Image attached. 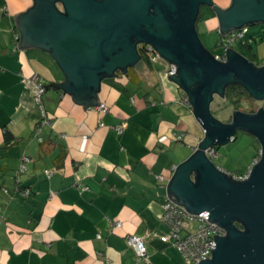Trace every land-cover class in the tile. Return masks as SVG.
Here are the masks:
<instances>
[{
    "label": "crops",
    "instance_id": "1",
    "mask_svg": "<svg viewBox=\"0 0 264 264\" xmlns=\"http://www.w3.org/2000/svg\"><path fill=\"white\" fill-rule=\"evenodd\" d=\"M212 1L220 8L231 2ZM33 5L0 0V264H188L160 240L167 232L161 214L175 169L204 132L182 101L185 93L168 81L169 62L161 58L146 64V73L132 67V75L105 77L96 96L109 110L98 112V103L84 107L72 93L47 85L65 79L49 52L19 47L16 16ZM201 10L198 35L219 32L216 14ZM32 74L47 85L40 106L33 101ZM120 124L117 134L113 127ZM4 130L16 137L8 147ZM174 133L182 139L174 140ZM23 156L30 160L18 173ZM129 235L144 239L140 261Z\"/></svg>",
    "mask_w": 264,
    "mask_h": 264
},
{
    "label": "water",
    "instance_id": "2",
    "mask_svg": "<svg viewBox=\"0 0 264 264\" xmlns=\"http://www.w3.org/2000/svg\"><path fill=\"white\" fill-rule=\"evenodd\" d=\"M33 1L27 13L16 16L19 47L49 52L65 79L47 85L72 93L84 107L99 103L100 82L117 76L115 70L131 66L138 73L148 71L137 44L176 65L177 72L168 81L186 94L204 137L175 169L168 195L191 213L209 212L208 219L226 230L225 236L214 235L212 257L198 264H264V109L233 111L228 122L210 111L214 95L221 96L234 81L252 98L264 99V65H255L232 48L226 49L225 61L216 60L196 30L204 7L216 14L220 34L264 23V0H231L225 8L212 0ZM240 129L256 137L260 151L247 177L235 181L206 150L234 140Z\"/></svg>",
    "mask_w": 264,
    "mask_h": 264
},
{
    "label": "built area",
    "instance_id": "3",
    "mask_svg": "<svg viewBox=\"0 0 264 264\" xmlns=\"http://www.w3.org/2000/svg\"><path fill=\"white\" fill-rule=\"evenodd\" d=\"M246 33L247 26H242L237 29L229 30L227 33L223 34L217 42V47L221 49V52L214 53L213 57L218 61H225L227 56L226 49L232 48V43L234 41L241 40ZM146 48L150 55V61H156L157 59L162 58L158 52L149 46ZM262 65H264V63L258 64V66ZM176 72V65L169 62V67L166 71L167 75L173 76ZM28 81L34 86L33 101L35 104L40 106L46 89L43 79L38 74H32ZM182 101L190 107L186 94H183ZM96 109L98 112L104 113L109 110V107L105 102L100 101L96 105ZM113 129L117 134H120L124 129V124L116 125ZM172 137L174 140L180 141L182 139V133H174ZM206 153L209 156H213L215 151L212 147L207 149ZM29 160L30 159L27 156L22 157L18 173H24L27 170V163ZM255 162L256 160L252 163V165ZM251 166H249L248 170ZM218 168L224 171L235 181L244 180L248 173V170L242 174H236L228 172L223 168ZM156 178L160 182L164 179V177L160 174L156 175ZM22 194L27 196L29 194V190H23ZM171 198L168 196L163 205L161 221L166 225L167 232L160 235V240L172 243L183 255L188 264H198L200 261L210 259L213 253L212 249H214L216 245L214 235L225 236V228L218 225L217 222H211L208 219L209 212L202 211L200 213H191L183 205L178 204L173 200V198ZM117 225H119V223H117ZM127 243L133 249L137 261L146 257L147 250L143 238L135 235H129L127 236Z\"/></svg>",
    "mask_w": 264,
    "mask_h": 264
},
{
    "label": "rangeland",
    "instance_id": "4",
    "mask_svg": "<svg viewBox=\"0 0 264 264\" xmlns=\"http://www.w3.org/2000/svg\"><path fill=\"white\" fill-rule=\"evenodd\" d=\"M202 9H208L204 7ZM210 14V13H209ZM208 12L206 15H209ZM220 35L218 31L201 30L199 38L210 52H221L217 47ZM232 49L243 55L254 64L264 63V24L256 23L247 26V33L238 41L232 43ZM264 109V99L246 98L237 104L231 103L227 98L214 95L210 103V111L221 122H228L233 111L251 112L259 108ZM254 111V112H255ZM260 143L255 136L237 130L235 139L216 147V153L211 156L213 163L223 167L229 172L242 174L258 159Z\"/></svg>",
    "mask_w": 264,
    "mask_h": 264
},
{
    "label": "trees",
    "instance_id": "5",
    "mask_svg": "<svg viewBox=\"0 0 264 264\" xmlns=\"http://www.w3.org/2000/svg\"><path fill=\"white\" fill-rule=\"evenodd\" d=\"M201 18H202V10H200V12H199V14L197 16V20H199ZM219 35H220V37H219L218 41L220 40V38L222 37L223 34L219 33ZM146 47H147L146 45L140 46L138 48V52H139L141 58L146 62V64H149L150 63V55H149V52L146 50L147 49ZM210 53L212 55H214V52H210ZM257 66H258V64H257ZM125 73H128L129 75L130 74L132 75L133 71H131V68H129ZM221 97L227 98L234 105L237 104L238 102H240L243 99L252 98L251 95L249 94V92L246 90V88L238 81H234V82H231V83L227 84L224 87L223 94L221 95ZM254 111L255 110H251V112H254ZM3 137H4L3 147H8V146H10L11 144H13L16 141V137L8 130H4ZM41 146H43V143H41ZM213 149H214V151L216 153V147H213ZM63 156H64V152H61L57 156L56 161H58V163H57L58 165H61L60 163H62L61 160L63 159ZM216 166L220 167V168H223V167L218 166V165H216ZM226 171H228V170H226ZM47 174L49 175V173H47ZM25 189L29 190V188H27V187H25L24 190ZM29 193H30V190H29Z\"/></svg>",
    "mask_w": 264,
    "mask_h": 264
},
{
    "label": "flooded vegetation",
    "instance_id": "6",
    "mask_svg": "<svg viewBox=\"0 0 264 264\" xmlns=\"http://www.w3.org/2000/svg\"><path fill=\"white\" fill-rule=\"evenodd\" d=\"M140 45H141V44H137V48H139V47H140ZM129 68H132V67H131V66H129V67H126V69H124V70L117 69V70H115L114 72L116 73L117 71H120V70H121V71H125V72H126V71H127ZM229 121H230V120H229Z\"/></svg>",
    "mask_w": 264,
    "mask_h": 264
}]
</instances>
